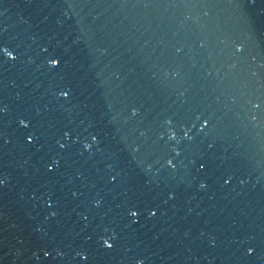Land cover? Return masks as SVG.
Segmentation results:
<instances>
[{
  "label": "water",
  "instance_id": "1",
  "mask_svg": "<svg viewBox=\"0 0 264 264\" xmlns=\"http://www.w3.org/2000/svg\"><path fill=\"white\" fill-rule=\"evenodd\" d=\"M0 264H264V0H0Z\"/></svg>",
  "mask_w": 264,
  "mask_h": 264
},
{
  "label": "clouds",
  "instance_id": "2",
  "mask_svg": "<svg viewBox=\"0 0 264 264\" xmlns=\"http://www.w3.org/2000/svg\"><path fill=\"white\" fill-rule=\"evenodd\" d=\"M201 187H203V185H201Z\"/></svg>",
  "mask_w": 264,
  "mask_h": 264
}]
</instances>
